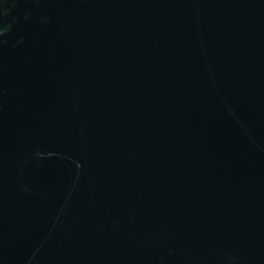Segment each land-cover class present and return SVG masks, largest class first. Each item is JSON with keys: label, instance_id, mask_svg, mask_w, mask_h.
<instances>
[{"label": "water", "instance_id": "95a60500", "mask_svg": "<svg viewBox=\"0 0 264 264\" xmlns=\"http://www.w3.org/2000/svg\"><path fill=\"white\" fill-rule=\"evenodd\" d=\"M0 264H264V0H0Z\"/></svg>", "mask_w": 264, "mask_h": 264}]
</instances>
